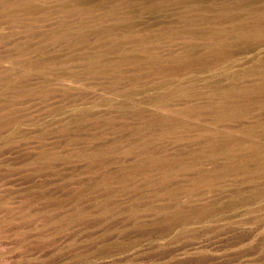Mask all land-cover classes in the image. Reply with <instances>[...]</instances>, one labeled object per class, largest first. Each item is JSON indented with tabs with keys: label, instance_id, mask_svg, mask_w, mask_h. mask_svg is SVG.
Wrapping results in <instances>:
<instances>
[{
	"label": "rangeland",
	"instance_id": "rangeland-1",
	"mask_svg": "<svg viewBox=\"0 0 264 264\" xmlns=\"http://www.w3.org/2000/svg\"><path fill=\"white\" fill-rule=\"evenodd\" d=\"M0 264H264V0H0Z\"/></svg>",
	"mask_w": 264,
	"mask_h": 264
}]
</instances>
